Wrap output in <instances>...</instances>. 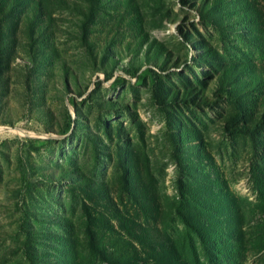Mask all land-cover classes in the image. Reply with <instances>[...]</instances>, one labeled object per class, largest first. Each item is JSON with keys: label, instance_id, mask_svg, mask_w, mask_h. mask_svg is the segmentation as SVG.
Segmentation results:
<instances>
[{"label": "rangeland", "instance_id": "obj_1", "mask_svg": "<svg viewBox=\"0 0 264 264\" xmlns=\"http://www.w3.org/2000/svg\"><path fill=\"white\" fill-rule=\"evenodd\" d=\"M0 264H264V0H0Z\"/></svg>", "mask_w": 264, "mask_h": 264}, {"label": "trees", "instance_id": "obj_2", "mask_svg": "<svg viewBox=\"0 0 264 264\" xmlns=\"http://www.w3.org/2000/svg\"><path fill=\"white\" fill-rule=\"evenodd\" d=\"M156 98H157V99L160 98V96H159V90H158V87H157V86H156ZM238 107H239V109H241V107H240L239 104H238ZM239 131H240V132H245V129L240 128Z\"/></svg>", "mask_w": 264, "mask_h": 264}]
</instances>
